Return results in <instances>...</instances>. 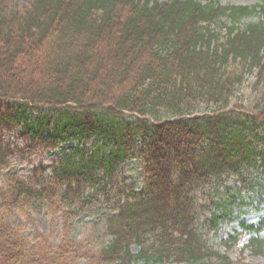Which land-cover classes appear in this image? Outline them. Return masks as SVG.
<instances>
[{
  "label": "trees",
  "instance_id": "obj_1",
  "mask_svg": "<svg viewBox=\"0 0 264 264\" xmlns=\"http://www.w3.org/2000/svg\"><path fill=\"white\" fill-rule=\"evenodd\" d=\"M255 1L0 0V98L17 104L9 125L43 148L77 142L51 176L37 168L0 184V264L78 250L43 234L26 249L12 211L54 208L67 229L96 206L113 212L98 264H249L207 236L242 195L264 202V0ZM131 160L139 191L122 178ZM231 177L238 188L215 203ZM239 225L253 233L240 255L263 253L264 218Z\"/></svg>",
  "mask_w": 264,
  "mask_h": 264
},
{
  "label": "rangeland",
  "instance_id": "obj_2",
  "mask_svg": "<svg viewBox=\"0 0 264 264\" xmlns=\"http://www.w3.org/2000/svg\"><path fill=\"white\" fill-rule=\"evenodd\" d=\"M31 1L17 0V5L25 7ZM219 2L221 5H254L256 3L255 0H219ZM249 19L244 18L238 25H243ZM253 19L255 18L253 17ZM242 90L244 91L245 98L251 97L247 86ZM17 103H22V101H18ZM15 105L17 104L14 100L0 98V156L2 158L0 164V184L4 182L6 175L24 179L37 168H42L47 176H51L52 168L61 158L62 151L68 146L77 143L76 141L64 143L55 149L43 148L39 141L22 135L20 127L9 125L7 116L12 114ZM244 105H250L249 101L244 103ZM33 116L35 117L34 112ZM93 142L94 140L91 139L86 144V148H90ZM139 167L140 164L135 160L126 162L121 167L122 178L125 180V183H133L135 185L134 190L136 191H139L141 186ZM236 188H238L237 180L234 177L229 178L223 187L219 188V193L213 196V201L215 203H225L228 199L226 198V192H233ZM238 199L241 201H238ZM229 207L231 210L229 215L231 220L221 222L217 230L208 234V244L219 250L227 249L226 252L232 259L242 256L244 257L243 261L246 263L264 264V252L252 253L244 248L242 255H240V250L245 246L253 233L243 230L239 225L241 221L255 225L259 219L264 218V202H259V198H256L254 193H248L245 196L242 195L241 198H237L234 204ZM52 209L51 211L44 209L42 212H37L31 207L25 210H14L7 215L6 220L10 227L23 238L26 249L36 247L39 244L41 234L47 235L49 244L55 246L62 238H65L67 243H74L78 249L76 253L65 252V256L63 258L60 257L55 263L48 261L40 264H98L100 261L98 257L99 250L110 239V235L104 233L103 217L109 216L113 212L107 207H93L89 211L82 212L77 217L69 219L67 221L69 226L66 229L61 211ZM233 234L237 235L238 238L234 246L226 248L220 244L221 241ZM260 235L264 239V228L260 231ZM70 249L66 251H70ZM131 249L133 253L137 251L135 246H132Z\"/></svg>",
  "mask_w": 264,
  "mask_h": 264
}]
</instances>
